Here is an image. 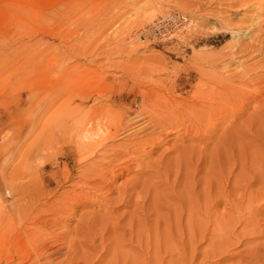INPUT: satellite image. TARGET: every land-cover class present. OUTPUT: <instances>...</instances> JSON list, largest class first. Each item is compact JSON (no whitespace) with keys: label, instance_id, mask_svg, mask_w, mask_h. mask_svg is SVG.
Listing matches in <instances>:
<instances>
[{"label":"rangeland","instance_id":"obj_1","mask_svg":"<svg viewBox=\"0 0 264 264\" xmlns=\"http://www.w3.org/2000/svg\"><path fill=\"white\" fill-rule=\"evenodd\" d=\"M171 11L185 15L187 24L170 38L142 39V28ZM230 56L233 61L222 69ZM75 109L89 111L86 115L91 117L104 109L101 114L107 112L119 121L144 112L151 116L150 123L155 122L140 132L123 134L125 139L107 138L98 152L108 151V160L82 159L87 151L70 142L55 144L61 130L51 134L56 118ZM90 116L84 119L88 122ZM156 123L165 129L154 127ZM97 126H81L95 135L85 142H100ZM90 162L103 171L97 178L89 174L96 178L94 184L85 179ZM12 170L32 173L29 183L20 180L26 186L36 184L30 189L39 187L37 176L44 177L41 203L46 201L55 210L65 205L63 212L56 210L62 227H47L61 238H56L61 248L52 257H57L55 261L49 259L52 264L60 260L68 264L64 253L73 256L75 251L74 264H109L114 253L117 264L123 257L130 260L127 264H152V249L154 254L160 246L162 264H167L174 258L163 252L165 243L159 235L180 216L177 222L182 223H173L175 229L171 224L166 236L173 247L183 249L185 261L191 245L196 250L193 264H238V252L264 248V0H0V175ZM51 170L59 175L62 171L69 179L50 178ZM149 181L152 184L146 187ZM3 186L0 178V202L5 199ZM206 195L217 203L208 205L211 211L205 206ZM183 201L196 207L193 221L200 219L198 224L189 220ZM9 202L3 204L10 208ZM175 209L180 211L176 214ZM47 215L50 218L51 213ZM185 217L193 222L189 231ZM221 217L231 226L223 236L224 257L207 249L209 229ZM194 223L208 231L190 245V235L204 230H197ZM245 224L246 232H240ZM64 229L67 232L61 235ZM152 234L164 244L154 248ZM71 238L74 243L81 240L76 242L79 248Z\"/></svg>","mask_w":264,"mask_h":264},{"label":"bare ground","instance_id":"obj_2","mask_svg":"<svg viewBox=\"0 0 264 264\" xmlns=\"http://www.w3.org/2000/svg\"><path fill=\"white\" fill-rule=\"evenodd\" d=\"M140 34V33H139ZM232 47H233V45H232ZM122 48V47H121ZM121 50V49H120ZM231 53H233V52H231ZM231 57V56H230ZM234 57H231V59H230V61H227V62H225V63H223L222 64V69L223 68H228L229 67V62H231V61H233L232 59H233ZM135 62V61H134ZM113 66V65H112ZM69 69V68H68ZM71 70V69H70ZM75 70V69H74ZM66 72V71H65ZM138 73V72H137ZM78 74V73H77ZM68 76V75H67ZM135 77V76H134ZM133 77V78H134ZM138 80V79H137ZM189 80V79H188ZM208 81V80H207ZM141 84H143V83H141ZM148 84V83H147ZM149 87V86H148ZM147 87V88H148ZM152 87V86H151ZM146 88V87H145ZM159 88V87H158ZM153 89V88H152ZM161 89V88H160ZM208 89V88H207ZM213 89V88H212ZM96 92V91H95ZM163 92V91H162ZM193 92V91H192ZM203 92V91H202ZM94 93V92H93ZM97 93V92H96ZM201 93V92H200ZM206 93V92H205ZM146 94V93H145ZM193 94V93H192ZM93 96V95H92ZM161 96V95H160ZM181 96V95H180ZM198 96H200V95H198ZM204 96V95H203ZM84 97V96H83ZM88 97V96H87ZM86 97V98H87ZM150 97V96H149ZM169 97V96H168ZM191 97V96H190ZM85 98V97H84ZM170 98H171V96H170ZM192 98V97H191ZM190 98V99H191ZM89 99V98H88ZM152 99V98H151ZM195 99V98H194ZM157 100V99H156ZM182 100V99H181ZM187 100V99H186ZM198 100V99H197ZM190 101V100H189ZM98 102V101H97ZM152 102V101H151ZM174 102V101H173ZM184 102V101H183ZM200 102V101H199ZM99 103V102H98ZM97 103V104H98ZM188 103V102H187ZM192 103V102H191ZM207 103V102H206ZM100 104V103H99ZM149 104V103H148ZM198 104V103H197ZM201 104H203V101H202V103ZM214 104V103H213ZM151 105V104H150ZM178 105V104H177ZM99 106V105H98ZM102 106V105H101ZM104 106V105H103ZM109 106V105H108ZM146 106V105H145ZM152 106V105H151ZM175 106V105H174ZM105 107V106H104ZM177 107V106H176ZM74 108H76V107H74ZM102 108V107H101ZM147 108H149V107H147ZM203 108V107H202ZM73 109V108H72ZM145 109V108H144ZM153 109V108H152ZM220 109V108H219ZM68 110H71V109H68ZM67 110V112H66V114H65V116H59V117H57L56 118V120H57V122H56V124L55 123H52L53 124V126H51L52 127V129H51V127L49 128V129H51V134L52 133H54L53 131L55 130V131H59V130H61L60 132H61V135L58 137V135L59 134H56V136H57V138H56V142H55V144H60V146H62L64 143H68V142H70L71 144H73L74 146H76V148H78V150H83L84 152L85 151H87L88 153L85 155V156H83L82 157V159H85V158H87V159H91L92 160V158H98V156L100 157V161H103V160H105V159H109L110 158V155H108L106 152H108V151H106L104 148H105V146H106V143H107V141H109V140H106L107 138H109L110 139V137H112L113 139L115 138V137H118V136H122L123 134L124 135H129V134H131L132 132L134 133H136V132H140V131H142L144 128H145V126H147V124H152L153 122H155V121H153L152 123H150V121H151V116L150 115H145V113L144 112H139V113H136V114H134V116L132 117V115H131V118L129 117L128 119H125V120H123L122 119V121H119V118L118 119H115V117L114 118H112L107 112H103V114H101L102 113V111L104 110H102L101 111V113L100 114H95L94 115V113L95 112H93V117H91L90 116V112L89 111H86V110H84V109H75V110H73V111H68ZM89 110V109H88ZM90 110H92V109H90ZM210 110V109H209ZM96 111V110H95ZM100 111V110H99ZM213 111V110H212ZM223 111V110H222ZM227 111H229V110H227ZM90 113L89 114V116H90V118H89V121L87 122L86 120H87V118L86 119H84V117H89L88 115H86V113ZM114 112V111H113ZM116 112V111H115ZM122 112V111H121ZM176 112H178V111H176ZM118 113H119V111H118ZM228 113V112H227ZM56 114H58V113H56ZM60 114V113H59ZM58 114V115H59ZM150 114V113H149ZM57 115V116H58ZM122 115V114H121ZM169 115V114H168ZM186 115H188L187 113H186ZM129 116V115H128ZM120 117V116H119ZM158 117V116H157ZM167 117V116H166ZM193 117V116H192ZM216 117V116H215ZM96 118V120H95V122L93 121L94 119ZM109 118V119H108ZM124 118V117H123ZM179 118V117H178ZM189 118H191V116L189 117ZM207 118V117H206ZM153 119V118H152ZM173 119V118H172ZM179 119H181V118H179ZM215 119V118H214ZM54 120V119H53ZM120 120H121V118H120ZM155 120H157V119H155ZM175 120V119H174ZM213 120V119H212ZM168 121V120H167ZM178 121V120H177ZM185 121H187V120H185ZM215 121V120H214ZM55 122V121H54ZM124 122V123H123ZM149 122V123H148ZM157 123H159V122H157ZM156 123V125L154 126V127H156V126H158L159 128H161V127H164V126H160L159 124H157ZM179 123V122H178ZM55 124V125H54ZM85 126V125H88V126H91V127H93V126H96V125H98L97 126V133H96V135H97V137L100 135L102 138H101V140H99L100 142L98 143V142H88L90 139H92V137L91 136H95V135H92V134H89V132H88V128L86 129V127H84L85 129H83V128H81V126H83V125ZM170 124V123H169ZM171 125V124H170ZM185 126H186V123L184 124ZM184 125H183V127H184ZM152 126V127H153ZM179 126V125H178ZM177 124L176 125H173V128L172 129H176L177 127ZM157 127V128H158ZM176 127V128H175ZM182 127V126H181ZM209 127H211V126H209ZM94 128V127H93ZM111 128H113V130H111ZM171 128V127H170ZM83 129V130H82ZM91 129V128H90ZM153 129V128H152ZM164 129H165V127H164ZM164 129H162V130H164ZM182 129H184V128H182ZM132 130V131H131ZM147 130V129H146ZM159 130V129H158ZM185 130V129H184ZM94 131V130H93ZM149 131V130H148ZM147 131V132H148ZM175 131V130H174ZM178 131V130H177ZM88 132V133H87ZM92 132V131H91ZM95 132V131H94ZM146 132V133H147ZM55 133H57V132H55ZM153 133V132H152ZM156 133V132H155ZM186 133V132H185ZM50 134V135H51ZM95 134V133H94ZM150 135H151V133H150ZM99 136V137H100ZM123 137V136H122ZM146 137H147V135H146ZM150 136H148V138H149ZM94 138V137H93ZM111 138V139H112ZM124 138V137H123ZM147 138V139H148ZM156 138V137H155ZM100 139V138H99ZM110 139V140H111ZM125 139V138H124ZM127 139V138H126ZM136 139V138H135ZM150 139V138H149ZM86 140H88L87 142H85ZM96 140V139H95ZM140 140V139H139ZM153 140V139H152ZM156 140H157V138H156ZM120 141V140H119ZM118 141V142H119ZM148 141H150V140H148ZM153 141H155V140H153ZM115 142V141H114ZM95 143H98V144H95ZM110 143V142H109ZM115 143H117V142H115ZM122 143V142H121ZM140 143V142H139ZM112 144V143H111ZM114 144V143H113ZM112 144V145H113ZM142 144V143H141ZM144 144V143H143ZM145 145V144H144ZM59 146V147H60ZM107 146H109V145H107ZM117 146H118V143H117ZM136 146H138V145H136ZM155 146V145H154ZM54 147V146H53ZM66 147V146H65ZM102 147H104L103 149L104 150H102V152L100 153V152H98L99 151V149H101ZM76 148L74 149V150H76ZM107 148V147H106ZM110 148V147H109ZM116 148V147H115ZM121 148V147H120ZM118 149H119V146H118ZM124 150H125V148H123ZM123 149H121V151L123 150ZM58 150V149H57ZM56 152V151H55ZM114 152V151H113ZM131 152H133V151H131ZM137 152V151H136ZM77 153V152H76ZM100 153V154H99ZM107 154V155H106ZM119 154V153H118ZM141 154V153H140ZM28 155V154H27ZM64 155V154H63ZM114 155V154H113ZM122 155H123V153H122ZM112 156V155H111ZM115 156V155H114ZM24 158V157H23ZM29 158V157H28ZM53 158V157H52ZM78 158V157H77ZM96 158V159H97ZM115 159H116V157H114ZM95 159V160H96ZM97 159V160H98ZM119 160H120V158H118ZM112 160H113V157H112V159H110V161H111V163H112ZM122 160V159H121ZM87 161V160H86ZM53 162V161H52ZM104 162H106V161H104ZM109 162V161H108ZM98 163V162H97ZM116 163V162H115ZM114 163V164H115ZM91 164V162L89 163V165ZM93 164H95V163H93ZM102 164V163H101ZM100 164V165H101ZM96 165V164H95ZM99 165V164H98ZM102 165H104V164H102ZM102 165H101V167H102ZM107 165H109V163L107 164ZM157 165V164H156ZM162 165V164H161ZM51 166V165H50ZM88 166V165H87ZM115 166V165H114ZM28 167V166H27ZM52 167V166H51ZM83 167H85V165L83 166ZM105 167V166H104ZM121 167V166H120ZM109 168V167H108ZM147 168V167H146ZM155 168V167H154ZM158 168V167H157ZM80 169V168H79ZM82 169H85V168H82ZM82 169H80V170H82ZM150 169V168H149ZM57 170V169H56ZM78 170V169H77ZM110 170H112V169H110ZM174 170V169H173ZM65 171V170H64ZM113 171V170H112ZM166 171V170H165ZM169 171V170H168ZM62 172V171H61ZM60 172V175L56 172V171H54V172H52V170H51V173H49V177L51 178V177H53V178H56V179H61L62 180V182H67V180L69 179V177H67V175H65V174H63V173H61ZM82 172V171H81ZM85 173H86V176L87 175H92L91 177H98V176H102V168H99L98 167V169L96 168V166L94 167V165H92L91 164V166L90 167H88V168H86V170L84 171ZM83 172V173H84ZM108 172H110V171H108ZM164 172V171H163ZM68 173V172H67ZM154 173V172H153ZM165 173H167V172H165ZM165 173H163V174H165ZM34 174V173H33ZM146 174V173H145ZM159 174V173H158ZM185 174V173H184ZM31 175H32V173L31 174H29V173H26V172H20V171H15V170H12V172H10V173H8L7 174V176L5 175L4 176V174H1L0 175V178L3 180V183H4V189H5V199L3 200V201H1L0 202V264H49V263H51L52 264V262H50V260L49 259H51V260H53L52 259V257L53 256H55L54 254H57L58 252H59V248H61L60 246L58 247L57 246V244H55L56 242H57V239L56 238H58V234H55V232L54 231H51V230H54V229H47V227L48 226H50V227H55L56 228V226L57 225H59L58 227H62V226H60V224H61V222L60 221H62V220H59V218L58 217H56V214H57V212L59 213V212H63L66 208H65V205H63V206H61L60 208L58 207L56 210H57V212H56V210H55V208H53V206L54 205H52V206H50L49 204L50 203H47L46 204V201L45 202H43V203H41V201H40V196H43V191H45V189H43V187L41 186L42 184H44L45 182H44V177H40V179L38 178V176L35 178V180H36V182H37V180H38V188H37V186H35V187H33L32 189H30V187H32V185H36L35 183L33 184H31V185H28V186H26V185H24L23 184V181H20V180H26L27 181V183H29L30 181H32V177H33V175H32V177H31ZM81 175H82V173H81ZM90 175L87 177V178H85L86 179V181L88 180V182L90 181V182H93L94 180H96V178H94V179H91V178H89L90 177ZM161 175V174H160ZM166 175V174H165ZM4 176V177H3ZM46 176V175H45ZM83 176H85V175H82V178H83ZM85 176V177H86ZM149 176V175H148ZM34 177H35V175H34ZM71 177V176H70ZM105 177V176H104ZM108 177H110V176H108ZM150 177H152V175H150ZM188 177V176H187ZM135 178H137V177H135ZM142 178H143V176H142ZM148 178V177H147ZM145 179V178H144ZM150 179V178H149ZM152 179V178H151ZM158 179V178H157ZM165 179V178H164ZM18 180L19 182L17 183L16 181ZM39 180H41V184H39L40 183V181ZM133 180V179H132ZM135 180V179H134ZM156 180V179H155ZM228 180V179H227ZM76 181V180H75ZM105 181V180H104ZM231 181V180H230ZM13 182V183H12ZM74 182V181H73ZM79 182H81V183H84V182H82V181H80L79 180ZM88 182H86L87 184H88ZM125 182V181H124ZM132 182V181H131ZM145 182H146V180H145ZM192 182V181H191ZM223 182V181H222ZM56 183V185H57V181L55 182ZM151 182L149 181V183L148 184H146V187H148V186H150L149 184H150ZM243 183V182H242ZM92 184H94V182L92 183ZM152 184V183H151ZM248 184V183H247ZM77 185V184H76ZM101 185V184H100ZM148 185V186H147ZM26 186V187H25ZM97 186V185H96ZM133 186V185H132ZM246 186V185H245ZM248 186V185H247ZM45 187V186H44ZM135 187V186H134ZM208 187V186H207ZM42 188V189H41ZM27 189H30V191H27ZM159 189V188H158ZM192 189V188H191ZM208 189V188H207ZM222 189H223V187H222ZM243 189V188H242ZM47 190V189H46ZM96 190V189H95ZM136 190V189H135ZM246 190V189H245ZM48 191V190H47ZM61 191V190H60ZM123 191V190H122ZM233 191V190H232ZM139 193H140V191H138ZM155 192V191H154ZM157 192V191H156ZM198 192V191H197ZM254 192V191H253ZM120 193H122V192H120ZM126 193V192H125ZM166 193V192H165ZM44 194H45V192H44ZM48 194L50 195V192H48ZM47 194V195H48ZM123 194V193H122ZM137 194V193H136ZM192 194V193H191ZM207 194H208V192H207ZM228 194V193H227ZM264 194V193H263ZM143 195V194H142ZM201 195V194H200ZM229 195H230V193H229ZM194 196V195H193ZM207 197H205L206 198V202H205V206H206V209H210V208H208V205H210L211 207L214 205V203H216V202H214L213 200H210L211 198H208V196L209 195H206ZM263 196V195H262ZM261 196V197H262ZM44 197V196H43ZM246 197V196H245ZM45 198V197H44ZM47 198V197H46ZM120 198V197H119ZM252 199H253V197H251ZM42 199V198H41ZM57 199V198H56ZM9 200L11 201V204H10V208H8V206L6 207L3 203H7V202H9ZM64 200V199H63ZM187 200V199H186ZM249 200V199H248ZM189 201V200H188ZM216 201H218V200H216ZM236 201V200H235ZM190 203H191V201H189ZM197 202V201H196ZM241 202H243V199H242V201H240V204H241ZM10 203V202H9ZM183 203H184V201H183ZM183 203H181V205L183 204ZM193 203V202H192ZM192 203H191V205H192ZM222 203V202H221ZM53 204V203H52ZM55 204V206H58L56 203H54ZM187 204H189V203H184V205H186L185 207H186V209L189 207V209L190 210H186L185 209V211H186V215H188L189 216V220H192L193 221V217H194V215H195V218H196V207H194V206H188L187 207ZM194 204V203H193ZM217 204V203H216ZM220 203L218 202V205H219ZM226 204V203H225ZM68 206V205H67ZM177 206H179V205H176V207ZM196 206V205H195ZM198 206V205H197ZM215 206V205H214ZM168 207H171V206H168ZM176 207H174V208H176ZM180 207V206H179ZM182 207V209H183V205L181 206ZM193 207V208H192ZM200 207V206H199ZM172 208V207H171ZM178 208V207H177ZM176 208V209H177ZM173 209V208H172ZM172 210V211H175V213L177 214V212L178 211H180L179 209L178 210ZM157 210V209H156ZM170 210V209H169ZM168 210V211H169ZM184 210V209H183ZM257 210V209H256ZM260 210V209H259ZM177 211V212H176ZM184 211V212H185ZM210 211H211V209H210ZM209 210H208V212H210ZM160 212V211H159ZM207 212V211H206ZM207 212V213H208ZM47 213H49V215H50V213H51V215H50V218H48V215H47ZM161 213V212H160ZM165 213V212H164ZM167 213V212H166ZM180 213H182V211L180 212ZM180 213H179V216H180ZM206 213V214H207ZM211 213V212H210ZM250 213V212H249ZM253 213V212H252ZM176 214H174V219L176 218L175 217V215ZM224 214V213H223ZM31 215H33L32 217H30ZM53 215L56 217H54V218H52L53 217ZM161 215V214H160ZM183 215V214H182ZM185 215V216H186ZM214 215V214H213ZM219 215V214H218ZM218 215H215L216 217H218ZM225 215V214H224ZM223 215V216H224ZM52 216V217H51ZM163 216V215H162ZM184 216V215H183ZM187 216V217H188ZM207 216V215H206ZM209 216V215H208ZM211 216V215H210ZM222 216V217H223ZM180 217H182V216H180ZM180 217H177V220H178V218H180ZM187 217H185V222L187 221L186 220V218ZM214 217V216H213ZM215 217V218H216ZM221 217V218H222ZM225 217V216H224ZM58 218V219H57ZM159 218V217H158ZM194 218V219H195ZM198 218H199V216H198ZM244 218H246V217H244ZM188 219V218H187ZM211 219V218H210ZM217 219V218H216ZM242 219V218H241ZM176 220V219H175ZM175 220H173V221H175ZM177 220H176V222H170L171 224H175L176 223V225L177 224H181V223H179L180 221H178L177 222ZM181 220V219H180ZM199 220L200 219H198V222H199ZM212 220V219H211ZM233 219L231 218V221H232ZM243 220V219H242ZM241 220V221H242ZM119 221V220H118ZM192 221H190V222H192ZM197 221V220H196ZM196 221H193V222H195L196 223ZM243 221H245V220H243ZM248 221V220H247ZM251 221V220H250ZM253 221V220H252ZM183 222H184V220H183ZM184 222V227H185V224L187 225V227H185V228H189L190 226V224H192V223H190V222H186L185 223ZM198 222L196 223V224H198ZM202 222V221H201ZM215 222V219H213V223ZM229 219H221V220H219V221H217V222H215V224L213 225L214 226V228H210L209 229V232L211 231L212 233V235H211V237L209 238L208 236V238H209V243H208V247L209 248H207V247H205V250H206V248L207 249H210V248H212V249H214V250H212L211 252H213L214 253V251H217V253L219 254V255H221V253H222V251H224V248H225V246L226 245H223V246H221L222 244H224V242H226V241H224L223 240V236H224V234H225V232L231 227V226H229ZM169 223V224H170ZM189 223V224H188ZM194 223V226L195 227H197L196 226V224ZM231 223V222H230ZM232 223H233V221H232ZM245 223H247L246 221H245ZM117 224V223H116ZM170 224V225H171ZM174 224H173V228L175 229V227H176V225L174 226ZM200 224V223H199ZM202 224V223H201ZM209 224V223H208ZM249 224H251V222L249 223ZM170 225H169V228H166V229H164V230H166L167 231V229L168 230H170L171 228H170ZM193 225V224H192ZM191 225V226H192ZM231 225V224H230ZM64 226V225H63ZM199 226V225H198ZM207 226V225H206ZM66 227V226H65ZM182 227V226H181ZM181 227H178V229H180ZM183 227V228H184ZM204 227V230H202V231H200V229L201 228H203ZM233 227H234V225H233ZM241 227V226H240ZM129 228V227H128ZM192 228V227H191ZM190 228V229H191ZM194 228V227H193ZM192 228V229H193ZM201 228L200 227H197V230L199 229V231L201 232V235H200V232L197 234L198 236H196V233L195 234H191L190 235V237L188 238V239H190L191 241H189L190 243V245L191 244H193V243H195L196 242V238L198 237V238H200V239H203L204 238V236L205 235H202L203 233H205L206 231H208V228L206 229L205 228V226H203V225H201ZM255 228V227H254ZM254 228H253V232H254ZM66 229H67V227H66ZM129 229H131V228H129ZM191 229V230H192ZM256 229V228H255ZM57 230V229H56ZM84 230V229H83ZM155 230V229H154ZM172 230V229H171ZM182 230V229H181ZM194 230V229H193ZM246 230H247V225L245 224V225H243V227L241 228V230H240V232L242 231L243 233L244 232H246ZM252 229H250V231H251ZM142 231V230H141ZM141 231H139V232H141ZM166 231L164 232V233H166ZM188 231H189V229H188ZM239 231V230H238ZM250 231L248 230L247 232H249V234H250ZM65 232V229H64V231L63 232H61V235H62V233L63 234H65L66 232H67V230H66V232ZM80 232V231H79ZM129 232H132L133 233V231L132 230H129ZM169 233H170V231H168ZM167 232V233H168ZM175 232V231H174ZM193 232H196V231H193ZM239 232V233H240ZM253 232H251V234L253 233ZM258 232V231H257ZM85 233V232H84ZM87 233V232H86ZM85 233V234H86ZM131 233V234H132ZM163 233V234H164ZM167 233L166 234H164V236L163 237H161V235H163V234H161V235H159V233L156 235V237H158V235L160 236L159 238H162V239H164V240H162V241H164V243H165V247H164V245L162 246L163 248H164V250H163V252L166 254V252H169L170 253V256H172L173 258H174V260H172V261H170L169 260V262L168 263H170V264H180V261H185V256H186V254H183V252L182 251H180V250H183L182 248H180V250H178L177 249V247L174 245V247L172 246V243H171V239L170 238H168L166 235H167ZM172 233V232H171ZM189 233V232H188ZM192 233V232H191ZM208 233V232H207ZM255 233V232H254ZM136 234V233H135ZM145 234V233H144ZM176 234H177V231H176ZM185 234H187V232L185 231ZM184 234V235H185ZM206 234V233H205ZM81 235V234H80ZM138 235L141 237V233L139 234L138 233ZM147 235V234H146ZM170 235V234H169ZM168 235V236H169ZM181 235H182V233H178V235H177V238H179L180 240L181 239H183L182 237H181ZM183 235V236H184ZM238 235V234H237ZM236 235V236H237ZM246 235H248V234H246ZM245 235V236H246ZM252 235H254V234H252ZM257 235V234H256ZM60 236V235H59ZM138 236V237H139ZM152 236H153V234H152ZM172 236V235H171ZM189 236V235H188ZM187 236V237H188ZM61 237V236H60ZM79 237H82V236H79ZM78 237V238H79ZM83 237H85L84 239H87L86 237L87 236H83ZM129 237H130V235H129ZM131 237H133V236H131ZM131 237H130V239H131ZM135 237H136V235H135ZM156 237H154L153 236V238L155 239H153V241H156V243H154L153 242V244H152V246L154 245V246H159L158 245V243H161V244H164L163 242H157V238ZM170 237V236H169ZM176 237V236H175ZM254 237V236H253ZM51 238V240H48V239H50ZM137 238V237H136ZM135 238V239H136ZM142 238L143 237H141V240H142ZM195 238V240H193ZM217 238H218V240H217ZM243 238V237H242ZM249 238V237H248ZM59 239V238H58ZM61 239V238H60ZM59 239V240H60ZM62 239L64 240L65 238H63V236H62ZM67 239V238H66ZM72 239V238H71ZM73 239H75L74 237H73ZM70 240V241H73L72 243H74V241L75 240ZM80 239V238H79ZM150 239V238H149ZM170 239V240H169ZM186 239V240H185ZM183 241H185L184 243H188V240H187V238H185ZM238 239H239V236H238ZM63 240H61L62 242H63ZM68 240V239H67ZM66 240V241H67ZM83 240V239H82ZM118 240V239H117ZM134 240V239H133ZM138 240H140V238H138ZM144 240V239H143ZM161 240V239H160ZM78 240H76V242H77ZM79 241H81V240H79ZM78 241V242H79ZM147 241H148V238H147ZM182 241V242H183ZM187 241V242H186ZM198 241H199V239H198ZM244 241V240H243ZM246 241V240H245ZM249 241V240H248ZM251 241V240H250ZM252 241H254V240H252ZM251 241V242H252ZM64 242H65V240H64ZM68 242V241H67ZM75 242V243H76ZM138 242H140V241H138ZM216 242V243H215ZM241 242V241H240ZM247 242V241H246ZM61 243V242H60ZM69 243V245H70V243L71 242H68ZM68 243L66 244L67 246H69L68 245ZM71 243V244H72ZM74 243V244H75ZM83 243V242H82ZM141 243V242H140ZM146 244L148 243V242H145ZM144 243V244H145ZM239 243V242H238ZM73 244V245H74ZM77 244V243H76ZM84 244V243H83ZM83 244H80V245H83ZM145 244V245H146ZM156 244V245H155ZM217 244H220V245H217ZM226 244H227V242H226ZM245 244V243H244ZM255 244H257L258 245V243H255ZM65 244L63 243L62 244V246H64ZM187 245V244H186ZM196 245V244H195ZM194 245V246H195ZM235 245V244H234ZM256 245V246H257ZM263 245V244H262ZM120 246H122V245H120ZM147 246H148V244H147ZM153 246V247H154ZM182 246H183V244H182ZM188 246V245H187ZM197 246V245H196ZM255 246V247H256ZM57 247H58V249H57ZM76 247H78V244L76 245ZM84 247V246H83ZM152 247V248H153ZM193 250H194V248H193V245H191L190 246ZM249 247V246H248ZM247 247V248H248ZM251 247H254V245L253 246H251ZM66 248V247H65ZM70 248H72V247H70ZM70 248H68V249H70ZM79 248V247H78ZM82 248V247H81ZM155 248V247H154ZM160 248H161V246H160ZM159 247L155 250V252H154V254H153V251H154V249H152V254H150V256L152 257L153 255V259H152V264H154V263H157V264H162V262H163V258L164 257H160L159 255L161 254L162 255V253H159V252H161V251H159V249H160ZM184 248H185V246H184ZM188 248H189V246H188ZM250 248V247H249ZM68 249H67V251H68ZM73 249V250H72ZM72 249H70L71 251H74V249L75 248H72ZM185 249H187V248H185ZM196 249V248H195ZM252 250H251V252L250 253H248L247 252V254H246V252L244 253V254H240L239 252H238V254H239V256H240V259H239V263L238 264H256L257 263V259H258V262H259V260L261 261V259H263L262 261V264H264V248H263V246L261 247L260 245L259 246H257V248L256 249H253V248H251ZM66 250V249H65ZM76 250H77V248H76ZM78 250H80V249H78ZM87 250V249H86ZM85 250V251H86ZM191 250V249H190ZM191 250V255H190V257H189V259H187L188 261H189V264H193L192 263V258L194 257V251H196V250ZM205 250H204V252H205ZM225 250H226V248H225ZM89 251V250H88ZM193 251V252H192ZM219 251V252H218ZM64 252H66V251H64ZM77 252L78 251H75V253H74V255H77ZM72 254H73V252H71ZM70 253V254H71ZM84 254H85V252H83ZM82 253V255H84ZM186 253V252H185ZM210 253V252H209ZM225 253V252H224ZM66 254V258H68V259H66V261L68 260L69 261V263L68 264H74V258H71V257H73V256H71L68 252H66V253H64V255ZM70 256H69V255ZM164 254V255H165ZM223 254V253H222ZM237 254V253H236ZM62 255V254H61ZM81 255V254H80ZM81 255V258L83 257ZM91 255V254H90ZM116 255L117 254H115L114 253V256H115V258H117V260L115 259V258H113V260L111 259V261L109 262V264H117V262L118 261H120V260H118V257H116ZM185 255V256H184ZM211 255V254H210ZM213 255V254H212ZM120 256V255H119ZM183 256H184V258H183ZM222 256V255H221ZM226 256V255H225ZM85 257V256H84ZM128 257V256H127ZM211 257H213V256H211ZM222 257H224V256H222ZM235 257V256H234ZM57 258V257H56ZM56 258H55V260H56ZM63 258H65V256L63 257ZM79 258H80V256H79ZM126 258V257H125ZM82 259H84V258H82ZM86 259H88V258H86ZM127 259V258H126ZM126 259H124V257H123V260H121V262H119L118 264H127V262L129 263V261H127L126 262ZM55 260H53V261H55ZM60 260V259H59ZM72 260H73V263H72ZM128 260V259H127ZM187 260L185 261L186 263H187ZM61 261H63V260H60V263H61ZM150 261V260H149ZM79 262H80V260H79ZM83 262H84V260H83ZM86 262V261H85ZM85 262L83 263V264H85ZM88 262V261H87ZM55 263V262H54ZM59 263V262H58ZM59 263V264H60ZM66 264H67V262H65ZM64 263V264H65ZM134 263V262H133ZM149 263V262H148ZM165 263H166V261H165ZM167 263V264H168ZM186 263H182L181 262V264H186ZM57 264V263H56ZM78 264V263H77ZM87 264V263H86ZM90 264V263H89Z\"/></svg>","mask_w":264,"mask_h":264},{"label":"built area","instance_id":"obj_3","mask_svg":"<svg viewBox=\"0 0 264 264\" xmlns=\"http://www.w3.org/2000/svg\"><path fill=\"white\" fill-rule=\"evenodd\" d=\"M188 22V18L182 13L168 12L160 15L151 23L142 28L140 36L142 39L162 40L170 38L177 30L184 27Z\"/></svg>","mask_w":264,"mask_h":264}]
</instances>
